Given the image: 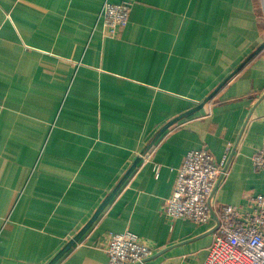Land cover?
<instances>
[{"label": "crops", "instance_id": "1", "mask_svg": "<svg viewBox=\"0 0 264 264\" xmlns=\"http://www.w3.org/2000/svg\"><path fill=\"white\" fill-rule=\"evenodd\" d=\"M107 1L131 4L116 39ZM262 46L264 0H0V264H50L95 219L57 264H108L127 231L145 264H204L212 228L165 202L188 152L229 145L216 203L264 198Z\"/></svg>", "mask_w": 264, "mask_h": 264}, {"label": "built area", "instance_id": "2", "mask_svg": "<svg viewBox=\"0 0 264 264\" xmlns=\"http://www.w3.org/2000/svg\"><path fill=\"white\" fill-rule=\"evenodd\" d=\"M130 14L129 2L107 1L99 20L105 36L119 38L129 25ZM233 158V145L219 160L207 149L188 152L163 212L171 222L185 220L212 228L214 240L204 264H264V198L250 199L245 209L219 205L215 200L217 190L229 176ZM253 165L255 171L264 172V150L253 157ZM154 172L159 174V165L154 166ZM105 252L108 264H145L157 250L127 231L108 234Z\"/></svg>", "mask_w": 264, "mask_h": 264}, {"label": "water", "instance_id": "3", "mask_svg": "<svg viewBox=\"0 0 264 264\" xmlns=\"http://www.w3.org/2000/svg\"><path fill=\"white\" fill-rule=\"evenodd\" d=\"M264 48V46H262L257 52H256V54L257 53H259L262 49ZM256 54H254V55H256ZM253 57V56H252ZM251 57V58H252ZM250 58V59H251ZM243 67V66H242ZM221 87L222 86H220L219 88H217V90L208 98V100L205 102V104L206 103H208V102H210L214 97H215V95L219 92V90L221 89ZM183 117H185V115H182V116H180L179 118H177L176 120H174L171 124H169V126H167V129L170 127V126H172L174 123H176V122H178L180 119H182ZM166 129V130H167ZM165 132V131H164ZM96 220V219H95ZM95 220L94 221H92L90 224H89V226L77 237V238H75V240L74 241H72L71 242V244L69 245V246H67V248H65L50 264H57V262L75 245V244H77L79 241H80V239L84 236V234L87 232V230L92 226V224L95 222Z\"/></svg>", "mask_w": 264, "mask_h": 264}]
</instances>
